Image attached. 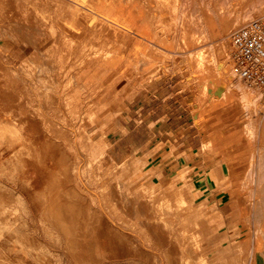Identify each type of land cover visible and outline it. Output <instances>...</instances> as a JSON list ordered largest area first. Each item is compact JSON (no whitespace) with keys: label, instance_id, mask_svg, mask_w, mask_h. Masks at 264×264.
<instances>
[{"label":"rangeland","instance_id":"374dc122","mask_svg":"<svg viewBox=\"0 0 264 264\" xmlns=\"http://www.w3.org/2000/svg\"><path fill=\"white\" fill-rule=\"evenodd\" d=\"M98 10L0 121L2 264H264V90L239 78L230 39L264 0ZM195 171L230 218L194 204Z\"/></svg>","mask_w":264,"mask_h":264},{"label":"crops","instance_id":"0c3cea01","mask_svg":"<svg viewBox=\"0 0 264 264\" xmlns=\"http://www.w3.org/2000/svg\"><path fill=\"white\" fill-rule=\"evenodd\" d=\"M68 1L0 0V121L13 119L8 113L10 97L20 99L23 96L24 88L31 84L30 71L34 70L38 79L49 75L62 51L63 42L70 36L79 40L85 36L86 29L96 27L101 17L98 3L104 4V0L72 1L69 4L72 5L71 19H68ZM122 8L118 5L115 10L120 17H125ZM86 13L91 14L87 16ZM4 151L0 145V156ZM184 172L188 174L187 169ZM191 177L192 180L189 179L186 184L195 196L194 204L203 205L202 202L206 200L214 210L212 219L230 218V212L223 210L224 206L221 205V195L215 192V181L210 176H200L196 171ZM3 185L6 186L5 182L0 180V187ZM4 194V191H0V200H5ZM2 247L0 242V264L3 259ZM13 257L7 253L6 259L15 260Z\"/></svg>","mask_w":264,"mask_h":264},{"label":"built area","instance_id":"2783aa9c","mask_svg":"<svg viewBox=\"0 0 264 264\" xmlns=\"http://www.w3.org/2000/svg\"><path fill=\"white\" fill-rule=\"evenodd\" d=\"M230 39L231 56L239 78L264 90V14L234 29Z\"/></svg>","mask_w":264,"mask_h":264},{"label":"bare ground","instance_id":"6f19581e","mask_svg":"<svg viewBox=\"0 0 264 264\" xmlns=\"http://www.w3.org/2000/svg\"><path fill=\"white\" fill-rule=\"evenodd\" d=\"M69 3H70V2H69ZM69 3H68V4H69ZM3 4H4V3H3ZM30 8H31V7H30ZM70 8H71V7H70ZM35 11H36V10H35ZM31 12H32V11H31ZM41 12H42V11H41ZM26 13H27V11H26ZM46 14H47V13H46ZM48 14H49V13H48ZM71 14H72V13L68 11V19H71V16H72ZM48 17H49V16H48ZM43 21H44V19H43ZM108 21H110V20H108ZM113 23H114V22H113ZM199 24H200V23H199ZM50 27H51V26H50ZM186 29H187V28H186ZM36 30H37V29H36ZM39 30H40V29H39ZM192 31H193V30H192ZM196 31H197V30H196ZM39 32H40V31H39ZM205 32H207V30H203V31H201V32H200V35L202 34V36H203ZM184 33H185V32H184ZM186 35H187V34H186ZM200 35H199V33L197 32L196 35H195L196 39H198V38L200 37ZM205 35H206V34H205ZM205 35H204V38H205ZM220 36H221V35H220ZM191 37L194 38V34H192ZM222 39H224V38H222ZM197 42H198V41H197ZM222 42H223V41H222ZM66 46H67V45H66ZM219 46H220V45H219ZM222 46L224 47L225 45H222ZM232 46H233V45H232ZM219 51H220V50H219ZM198 52H199V53L196 54L197 57H196V55H195L196 59H199V58L202 56V55L200 54V51H198ZM198 61H200V60H198ZM234 70H235V69H234ZM229 96H230V93L227 91V92L223 95V99L226 100L227 97H229ZM52 102H53V101H52ZM48 104H49V103H48ZM262 113H263V112H262ZM259 121H260V120H259ZM8 124H9V123H8ZM0 125H3V127L6 126V124H3V123H0ZM8 128H9V126H8ZM13 128H14V127H13ZM10 131H11V130H10ZM14 131H15V130H14ZM3 132H5V130H4ZM7 132L10 133L9 130H7ZM7 132H5V134H6ZM11 132L13 133V131H11ZM17 132H19V131H17ZM17 132H16V133H13V135H11V136H14V134L16 135ZM10 134H11V133H10ZM1 135H2V134H1ZM4 136H5V135H4ZM8 136H9V134H8ZM19 136H20V135H19ZM19 136H18V137H19ZM6 137H7V136H6ZM9 138H10V137H9ZM14 138H15V136H14ZM0 139H1V138H0ZM12 140H14V139L10 138V141H12ZM16 140H17V139H16ZM16 140H15V141H16ZM3 141H4V140H3ZM5 141H6V140H5ZM0 143H1V142H0ZM1 144H2V143H1ZM2 145H3V144H2ZM4 145H5V144H4ZM5 146H6V145H5ZM7 147H8V145H7ZM7 147H6V148H7ZM252 189H253V188H252ZM15 256H16V255H15ZM13 259H14V258H13ZM15 259H16V257H15Z\"/></svg>","mask_w":264,"mask_h":264}]
</instances>
